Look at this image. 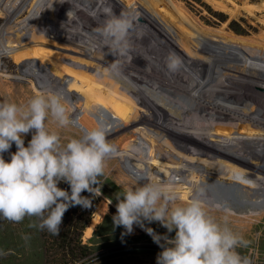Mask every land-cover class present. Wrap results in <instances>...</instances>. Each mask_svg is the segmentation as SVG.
Masks as SVG:
<instances>
[{
  "label": "bare ground",
  "instance_id": "obj_1",
  "mask_svg": "<svg viewBox=\"0 0 264 264\" xmlns=\"http://www.w3.org/2000/svg\"><path fill=\"white\" fill-rule=\"evenodd\" d=\"M119 1L131 8L128 16L134 18L129 33L131 60L116 55L100 35L98 30L109 16L96 1L0 0V102L9 101L8 95L9 102L26 105L37 92H57L70 98L65 100L74 109V117L97 115L99 104H105L115 117L104 118L103 125L116 148L107 160L106 173L122 175L128 164L138 169L148 165L157 175L148 173L146 183L164 178L168 182H159L181 198L177 201L193 195L203 199L198 184L206 178L238 182L246 194L261 195L264 1L245 6L249 15L262 11L256 16V40L230 45V50L215 46L224 24L205 39L163 0ZM210 4L226 12L230 20L240 14L238 4L230 1L211 0ZM118 7L126 10L121 3ZM145 9L150 18L143 14ZM111 14L120 16L115 10ZM137 17L168 50L145 32ZM170 54L180 60L175 70L168 67ZM117 61L118 66L111 68ZM17 91L24 97H14ZM80 124L91 130L102 123L93 118ZM49 126L65 140V129H57L51 121ZM137 135L146 141L147 150H135ZM173 169L183 173V182L168 180ZM234 214L229 218L238 220L243 214L250 218L248 212Z\"/></svg>",
  "mask_w": 264,
  "mask_h": 264
},
{
  "label": "clouds",
  "instance_id": "obj_2",
  "mask_svg": "<svg viewBox=\"0 0 264 264\" xmlns=\"http://www.w3.org/2000/svg\"><path fill=\"white\" fill-rule=\"evenodd\" d=\"M105 11L109 18L98 30L100 35L116 55L131 60L129 33L134 18ZM179 64V58L170 54L169 69L175 70ZM73 111L57 92H37L26 105L0 102V216L12 222L40 217L39 228L58 235L69 207H91L92 201L82 193L95 195L98 178L104 175L116 148L108 141V128L103 124L62 143L60 131L53 130L49 121L57 129L78 127L79 117H74ZM30 131L33 134L25 146L24 136ZM13 143L17 150L6 160L4 153ZM61 182L67 183L70 191L59 187ZM179 199L159 181L149 179L125 190L113 223L131 232L134 224L157 221L168 232L175 231L174 238L168 239L147 230L158 245L165 241L157 264H252L237 251L247 244L243 236L212 215L198 195L175 203Z\"/></svg>",
  "mask_w": 264,
  "mask_h": 264
},
{
  "label": "rangeland",
  "instance_id": "obj_3",
  "mask_svg": "<svg viewBox=\"0 0 264 264\" xmlns=\"http://www.w3.org/2000/svg\"><path fill=\"white\" fill-rule=\"evenodd\" d=\"M88 1H96L99 7L108 8L112 11L115 10L120 15H128L131 12L130 7L119 1L122 7H126V10H121L118 7V0H106V4L98 0ZM163 1L165 5L173 10L177 18L188 24L190 30L202 35L205 39L210 38L224 24V30L220 35V42H216L215 46L230 50V45L233 47L246 43V40H256L255 35L259 30L258 17L256 18V16H260L262 11L249 15L245 6L254 7L264 0H227L231 4H238L240 7L239 16L231 20L226 12L214 9L210 4L211 0ZM229 7H232V5L229 4ZM143 14L148 18L151 17L150 12L146 9L143 11ZM137 18L145 32L151 37H157L160 43L165 46L158 35L154 33V30L144 23V19ZM1 23L2 20L0 18V25ZM165 48L167 49L168 47L165 46ZM232 51L236 52L234 49ZM110 96L115 101H118L114 95L110 94ZM14 97L19 99L23 98L24 95L17 91ZM7 98L9 101L12 99L8 95ZM65 98L70 100L67 96ZM99 105L101 110L97 115L89 116L78 113L75 117H79V121L94 118L99 122L101 121L102 124L104 118L115 117L108 106L105 104ZM85 129L87 128L82 124L78 127L69 126L65 128L66 138L62 140V143H66L68 139L74 136L78 138L83 135ZM68 131L72 134L68 135ZM137 138L139 143L134 142V146L138 148L135 150H147L146 141L139 135H137ZM30 139L28 136H24L25 146L28 145ZM16 150V146L13 143L9 151L4 153V158L9 160L11 153H14ZM162 152H165V150ZM125 169L126 171H123L122 175H110L105 171L104 175L98 178L99 183L96 186L95 195L88 192L82 193L83 196L89 197L92 201L91 207L71 206L65 212L63 223L60 227L79 230L75 237L66 239V243H71L72 246L68 251L66 250L68 254H65L66 252L64 253V251H61L55 245L57 240L49 234L50 232L47 229L39 228V224L41 223L40 217L26 216L20 222H12L0 216V264H157V256L163 250L160 245L164 244L165 241L162 239L160 245H158L147 230L152 229L155 234L162 237L167 236L168 239L174 238L175 231L168 232L157 221H143L142 224H134L131 232H128L122 225L118 226L113 223V217L117 211L116 205L118 200L123 199L125 190L129 187H138L146 183L144 178L148 173L156 174L154 168L152 169L148 165H145V169H138L128 164V167L125 166ZM183 179V173H179L174 169L173 171L171 170V178H168L169 181H175L176 183L183 182ZM159 181L166 183L167 180L161 177ZM225 183V180L216 178L201 179L198 188L200 189L199 191H203V197L201 195L202 200L204 201L205 199V203L218 206L221 210H208L218 220H227V225L234 232L243 236L247 244L246 246L237 248V251L242 256L249 257L252 264H264V192H261V195L251 196L242 191L243 188H239L242 187L241 183ZM238 184L240 185L237 186ZM59 187L70 191L69 185L65 182H61ZM237 189L238 191L236 192ZM205 197L208 198L206 199ZM182 202L184 200L177 201L176 203ZM260 210L261 212H257ZM236 212H248L250 218H247L244 214V216L236 217L240 218L238 220L229 218V216L235 217L234 213ZM46 215L47 213H45ZM73 258L75 259L73 260ZM66 259H68L67 262L62 263Z\"/></svg>",
  "mask_w": 264,
  "mask_h": 264
},
{
  "label": "trees",
  "instance_id": "obj_4",
  "mask_svg": "<svg viewBox=\"0 0 264 264\" xmlns=\"http://www.w3.org/2000/svg\"><path fill=\"white\" fill-rule=\"evenodd\" d=\"M79 232V230L78 229H73L72 230V228H65V227H60L59 228V234L58 235H53L52 233H49V234H51L53 237H54V239L55 240H57L56 242H55V245L56 246H58L60 249H61V251H64V253L65 254H68L67 253V251H68V249L69 248H72V246H71V243L70 244H68V243H66V239L67 238H71V237H75V235L77 234ZM59 241V242H58ZM67 250V251H66ZM75 258H73V260H74ZM67 260L68 259H66V260H63L62 261V263L64 262V263H66L67 262Z\"/></svg>",
  "mask_w": 264,
  "mask_h": 264
}]
</instances>
